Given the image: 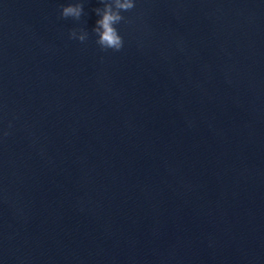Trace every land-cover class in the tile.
<instances>
[{
  "label": "water",
  "instance_id": "water-1",
  "mask_svg": "<svg viewBox=\"0 0 264 264\" xmlns=\"http://www.w3.org/2000/svg\"><path fill=\"white\" fill-rule=\"evenodd\" d=\"M66 2L0 0L2 264H264V0H137L118 52Z\"/></svg>",
  "mask_w": 264,
  "mask_h": 264
},
{
  "label": "clouds",
  "instance_id": "clouds-1",
  "mask_svg": "<svg viewBox=\"0 0 264 264\" xmlns=\"http://www.w3.org/2000/svg\"><path fill=\"white\" fill-rule=\"evenodd\" d=\"M101 5L95 9L97 19L92 29L96 34V43L102 50L111 49L118 52L125 46V39L118 25L125 20L124 13L136 7L137 0H101ZM60 7L64 18L76 21L82 18L85 11L83 0H67ZM88 36V31L83 28H73L69 33L70 39L80 42H85Z\"/></svg>",
  "mask_w": 264,
  "mask_h": 264
}]
</instances>
